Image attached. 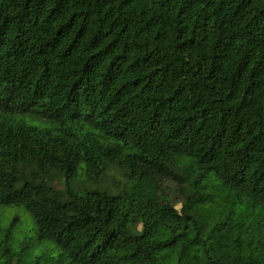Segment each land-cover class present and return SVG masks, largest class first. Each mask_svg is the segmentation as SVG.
<instances>
[{"label": "trees", "instance_id": "obj_1", "mask_svg": "<svg viewBox=\"0 0 264 264\" xmlns=\"http://www.w3.org/2000/svg\"><path fill=\"white\" fill-rule=\"evenodd\" d=\"M0 264H264V0H0Z\"/></svg>", "mask_w": 264, "mask_h": 264}, {"label": "rangeland", "instance_id": "obj_2", "mask_svg": "<svg viewBox=\"0 0 264 264\" xmlns=\"http://www.w3.org/2000/svg\"><path fill=\"white\" fill-rule=\"evenodd\" d=\"M108 187H109V188H113V187H111L110 185H108ZM217 195H218V196H223L222 193H218V192H217ZM222 205H224V202H222V203L220 204V207H221ZM234 207H235V206H234ZM216 208H218V207H216ZM12 210L18 215L19 220H20L21 222H24V224H25L24 228H25V229H30L31 227H33V221H32V219H31L30 215H29L26 211H24V210H23L22 208H20V207L12 208ZM239 213H240V215L243 216V218H245V219H249V220L252 219V215H251L252 212L250 211V208H246V207H244V209H243V208H242V209H239Z\"/></svg>", "mask_w": 264, "mask_h": 264}]
</instances>
